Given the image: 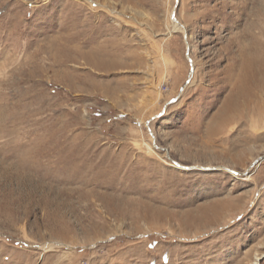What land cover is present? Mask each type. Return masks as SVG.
Instances as JSON below:
<instances>
[{
	"label": "rangeland",
	"instance_id": "374dc122",
	"mask_svg": "<svg viewBox=\"0 0 264 264\" xmlns=\"http://www.w3.org/2000/svg\"><path fill=\"white\" fill-rule=\"evenodd\" d=\"M176 2L0 0V264H264V0Z\"/></svg>",
	"mask_w": 264,
	"mask_h": 264
},
{
	"label": "water",
	"instance_id": "95a60500",
	"mask_svg": "<svg viewBox=\"0 0 264 264\" xmlns=\"http://www.w3.org/2000/svg\"><path fill=\"white\" fill-rule=\"evenodd\" d=\"M177 5H178V0H177V2H176V6L175 7H177ZM175 10H176V8L173 10V12H172V18H173V20H175L176 22H178V20L176 19V17H175ZM179 23V22H178ZM180 24V23H179ZM183 26V25H182ZM186 40H187V38H186ZM189 54L187 53V56H188ZM190 62H191V65H192V60L190 59ZM191 75H192V72L190 73V75H189V77H191ZM186 85V84H185ZM185 87V86H184ZM183 87V88H184ZM183 88H182V90H183ZM180 95V94H179ZM178 95V96H179ZM155 147L156 148H158V149H162L161 147H158L157 145H155ZM178 165H179V163H178Z\"/></svg>",
	"mask_w": 264,
	"mask_h": 264
},
{
	"label": "bare ground",
	"instance_id": "6f19581e",
	"mask_svg": "<svg viewBox=\"0 0 264 264\" xmlns=\"http://www.w3.org/2000/svg\"><path fill=\"white\" fill-rule=\"evenodd\" d=\"M174 21H175V20H174ZM174 25H175L174 28H175V29H178V30L182 27V25L179 24V23L176 22V21L174 22ZM60 243H61V242H55V243L51 244L50 246H55V245H58V244H60ZM255 264H257V262H255Z\"/></svg>",
	"mask_w": 264,
	"mask_h": 264
}]
</instances>
